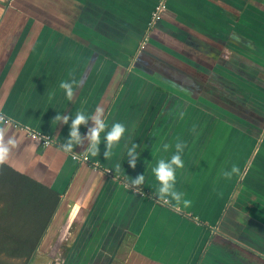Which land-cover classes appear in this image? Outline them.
Instances as JSON below:
<instances>
[{
    "label": "crops",
    "instance_id": "obj_1",
    "mask_svg": "<svg viewBox=\"0 0 264 264\" xmlns=\"http://www.w3.org/2000/svg\"><path fill=\"white\" fill-rule=\"evenodd\" d=\"M13 1L0 0V139L16 144L0 162L57 197L27 264H264V0H165L154 22L156 0H55L63 22L37 29L18 23L23 0ZM61 79L76 80L71 99ZM97 106L95 156L87 115L65 152L72 115ZM114 121L125 132L109 149ZM177 139L173 190L188 205L161 199L151 173Z\"/></svg>",
    "mask_w": 264,
    "mask_h": 264
},
{
    "label": "trees",
    "instance_id": "obj_2",
    "mask_svg": "<svg viewBox=\"0 0 264 264\" xmlns=\"http://www.w3.org/2000/svg\"><path fill=\"white\" fill-rule=\"evenodd\" d=\"M148 38L144 33L141 41ZM56 203L50 189L0 162V264H27Z\"/></svg>",
    "mask_w": 264,
    "mask_h": 264
},
{
    "label": "clouds",
    "instance_id": "obj_3",
    "mask_svg": "<svg viewBox=\"0 0 264 264\" xmlns=\"http://www.w3.org/2000/svg\"><path fill=\"white\" fill-rule=\"evenodd\" d=\"M76 80L61 79L58 83V88L63 90L64 96L67 99H71L74 91V85ZM103 109L99 106L95 108V114L85 113L84 111H77L72 115V120L68 127V136L65 138L60 147L65 152H71L74 149V145L79 144L80 135L78 132V126L86 122V115L90 117L93 121V125L88 127L86 132V137L88 140V147L84 151L92 156H95L97 149V143L99 141V133L105 128L104 120L101 117V112ZM56 121L60 120L62 122H68V116H61L59 112L54 116ZM125 132L124 124L114 121L107 132L104 133V140L106 146L110 149L112 145L119 140L122 134ZM16 141L12 137L5 139H0V159H4L9 153V146H15ZM165 149L168 145L163 146ZM175 151L167 158H159L155 161L154 165L151 167V173L153 174L155 180L158 182L156 189L157 195L164 200L171 197L176 202H182L184 205H188L190 201L188 199H182L183 193L173 190L175 182V171L177 168L182 166L181 155L184 150L183 141L177 139L173 145ZM109 152L105 151L104 156H109ZM126 154L128 157L127 163L129 166H134L135 158L139 154L137 152V145L132 143L126 149ZM237 167L233 164L231 169L228 171H222V175L229 177L232 173L237 172ZM144 179L143 173L137 174L134 178H131V183L133 185H139Z\"/></svg>",
    "mask_w": 264,
    "mask_h": 264
},
{
    "label": "rangeland",
    "instance_id": "obj_4",
    "mask_svg": "<svg viewBox=\"0 0 264 264\" xmlns=\"http://www.w3.org/2000/svg\"><path fill=\"white\" fill-rule=\"evenodd\" d=\"M20 1H22V0H20ZM20 1H17L18 4ZM164 1L165 0H156L153 7L155 8L156 5L162 4L163 5L162 12H164V10L166 9V5H165ZM20 5H21L20 14H18L17 17H18V20H20L18 23H21L23 21V23H22L24 25L23 28H25L26 24H33L32 28H35V29L40 28V26H39L40 23H43V22L49 23L47 20V17L50 18V22H53L54 18L57 21L62 20V22H63V12H65V8L63 7L62 2H58L55 0H23V2L20 3ZM40 8H42V9H40ZM45 8L47 10L46 12H45ZM42 10H44V11H42ZM64 14L68 15L69 13L66 12ZM161 14L162 13H160V14L158 13L159 17H157L155 21H157L160 18ZM31 20H32V22L29 23ZM21 34L22 35L24 34V32L22 30H20V32H17L18 36L16 38H19ZM28 36L34 37L33 34H31V35L29 34ZM141 44L142 45H141L140 50H142L143 46L145 45V42L141 41ZM138 52L140 53L141 51H139V50L136 51L135 55H137ZM128 81H129V79H127L125 81L124 86L127 85ZM138 98H140V96ZM220 130H221V128H218L217 132ZM216 145H218V142H217V138L215 137L214 146H216ZM210 150L211 149H208V151H210ZM6 261H8L10 263H12V262L13 263H16V262L20 263L21 262L17 259H10V258H7Z\"/></svg>",
    "mask_w": 264,
    "mask_h": 264
},
{
    "label": "built area",
    "instance_id": "obj_5",
    "mask_svg": "<svg viewBox=\"0 0 264 264\" xmlns=\"http://www.w3.org/2000/svg\"><path fill=\"white\" fill-rule=\"evenodd\" d=\"M162 9H163V5L162 4H160V5L158 4L155 7V9L153 10V12L151 14V20H152V22L155 21L157 17H159L158 16V13L160 14L162 12ZM3 120H4V118H3ZM24 129L26 130V132L31 137L36 138L42 145H46V144H48V143L51 142L50 137L47 136V135H42V134H40L38 132H34V131L30 130L29 128H26V127ZM72 157L75 158V159H80V160L85 161V162H89V159H88V157H87L86 154H80V155L73 154ZM92 166L94 168L97 167V165L95 163H92ZM107 171L109 172V170H107ZM131 186H132V184H131Z\"/></svg>",
    "mask_w": 264,
    "mask_h": 264
}]
</instances>
